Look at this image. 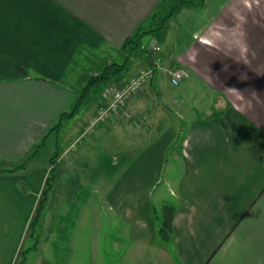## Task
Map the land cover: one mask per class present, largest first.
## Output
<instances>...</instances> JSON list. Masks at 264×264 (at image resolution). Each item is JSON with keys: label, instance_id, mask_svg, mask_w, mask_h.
<instances>
[{"label": "crops", "instance_id": "1", "mask_svg": "<svg viewBox=\"0 0 264 264\" xmlns=\"http://www.w3.org/2000/svg\"><path fill=\"white\" fill-rule=\"evenodd\" d=\"M231 1L0 0V264L18 263L45 186L47 168L35 162L44 145L36 147L111 64L124 67L105 83L154 68L118 114L162 112L153 132L164 135L161 195L174 206L176 264H264V29L261 18V29H253L246 13L245 41H235L238 30L219 24ZM167 13L146 46L126 42L153 15ZM234 18L229 10L227 19ZM179 67L187 76L173 85L170 72ZM160 68L166 77L157 80ZM94 95L73 116H83L81 127L101 103Z\"/></svg>", "mask_w": 264, "mask_h": 264}, {"label": "rangeland", "instance_id": "2", "mask_svg": "<svg viewBox=\"0 0 264 264\" xmlns=\"http://www.w3.org/2000/svg\"><path fill=\"white\" fill-rule=\"evenodd\" d=\"M244 3L245 0L228 3L219 21L220 28L238 30L234 40L240 43L245 38L239 29L249 23L246 13L252 15L253 29L259 30L260 18L264 29V0ZM229 10L234 12V21L227 19ZM174 22L170 21L171 31ZM170 35L160 50L162 58ZM167 66L163 61L162 67ZM161 68L156 71L157 80L166 77ZM117 83L110 80L97 95L102 98L104 87ZM150 108L131 119L119 116V110H115L88 131L94 115L82 127L83 116L76 115L63 122L59 132L52 131L35 159L47 168L45 179L52 177V188L35 236L28 231L23 243V250L37 243L35 250L27 252L24 264H176L169 232L168 241L160 235L164 206L170 204L169 198L164 202L161 195L168 168L166 151L162 150L164 135L153 132L163 122L162 112L157 106ZM169 117L175 119L174 115ZM55 153L58 156L51 171L49 160ZM155 177L157 183L153 182Z\"/></svg>", "mask_w": 264, "mask_h": 264}, {"label": "trees", "instance_id": "3", "mask_svg": "<svg viewBox=\"0 0 264 264\" xmlns=\"http://www.w3.org/2000/svg\"><path fill=\"white\" fill-rule=\"evenodd\" d=\"M203 2H204V0H203ZM168 16H169V14L167 13L165 16H163L161 19H159L158 15H156V14L153 15L149 19L148 22L139 26L138 29L134 32V34L126 39V42L132 43L134 47H140L141 46L140 41H141L142 37L145 36L146 34H152L153 32L163 28L165 20L167 19ZM151 63H152V61L149 62V64H151ZM123 67H124L123 64H111V65L107 66L98 75L91 77L89 79L88 83L83 87V91H82L79 99H77L72 104L69 111H64L60 114L56 124H54L52 126V128L49 129L48 133L43 137L42 142L40 144H38L36 149L39 150L43 145H45L46 139L49 137L51 132L53 130L58 131L62 127V124L64 121L71 119L78 112V109L82 104L88 103L90 101V100H87L85 98L86 96L91 98L94 95V93L96 94V92L99 91V89L104 85L105 81H107V79H109L113 73L121 71L123 69ZM150 67L152 68V70H154L153 65L152 66L150 65ZM84 92L86 93V95L84 94ZM84 98L86 100H84ZM36 149L33 151V153L36 152ZM57 156H58L57 153H55V155L50 157L49 162L52 165L51 171L53 169V164H54ZM50 180H52L51 176L47 177L45 179V186H44V189L42 191L41 198L39 199V202L37 204L35 214L29 222V231H30L29 235L31 237L35 236V227H36V225H37V223L41 217V214L45 208V203L48 199V194L52 188ZM173 210H174V206L171 204L164 206V223H163V228L161 229L162 233H160V235H161L162 239H163V237H164V239L167 238L165 241H168V239H169L166 232H169V235L171 232V220H172V216H173ZM36 245H37V243L35 242L33 245L22 250L20 253V256H19V261L17 264H24L26 261L27 252L30 249H34L36 247Z\"/></svg>", "mask_w": 264, "mask_h": 264}, {"label": "built area", "instance_id": "4", "mask_svg": "<svg viewBox=\"0 0 264 264\" xmlns=\"http://www.w3.org/2000/svg\"><path fill=\"white\" fill-rule=\"evenodd\" d=\"M153 76L151 67L142 69L135 77L125 83L107 84L102 92V102L97 108L96 113L88 123L86 130H91L99 123L106 121L115 111L120 110L129 98L138 92L143 84L149 81ZM187 76V70L182 67L176 68L170 72V82L173 85Z\"/></svg>", "mask_w": 264, "mask_h": 264}, {"label": "water", "instance_id": "5", "mask_svg": "<svg viewBox=\"0 0 264 264\" xmlns=\"http://www.w3.org/2000/svg\"><path fill=\"white\" fill-rule=\"evenodd\" d=\"M151 38V34H146L145 36H143L142 37V39H141V44L143 45V46H146V44H147V42L149 41V39ZM152 53H156L155 51H152V52H150V54H152ZM150 58H148V60H149Z\"/></svg>", "mask_w": 264, "mask_h": 264}, {"label": "clouds", "instance_id": "6", "mask_svg": "<svg viewBox=\"0 0 264 264\" xmlns=\"http://www.w3.org/2000/svg\"><path fill=\"white\" fill-rule=\"evenodd\" d=\"M242 54H243V50H242Z\"/></svg>", "mask_w": 264, "mask_h": 264}]
</instances>
